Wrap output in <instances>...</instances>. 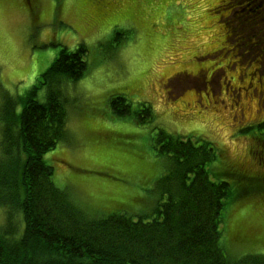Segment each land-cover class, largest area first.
I'll list each match as a JSON object with an SVG mask.
<instances>
[{
  "label": "rangeland",
  "instance_id": "374dc122",
  "mask_svg": "<svg viewBox=\"0 0 264 264\" xmlns=\"http://www.w3.org/2000/svg\"><path fill=\"white\" fill-rule=\"evenodd\" d=\"M224 2L0 0V106L4 95H22L42 80L62 47L85 48L83 75L58 86L64 139L43 154L75 208L92 212L120 200L138 213L162 200L156 186L166 161L150 145L159 129L211 143L210 179L226 177L230 184L225 226L241 219L250 231L264 233V184L224 172L228 165L236 172L264 169L250 154L254 137L240 131L264 119V0L250 15L236 0ZM50 90L56 88L40 86L36 99L45 100ZM116 95L125 97L128 114L112 112L109 100ZM141 103L149 107L147 123L135 121ZM8 208L14 207L0 205V226ZM19 216H13L15 236L22 231ZM237 236H226L230 258L259 250Z\"/></svg>",
  "mask_w": 264,
  "mask_h": 264
},
{
  "label": "trees",
  "instance_id": "16d2710c",
  "mask_svg": "<svg viewBox=\"0 0 264 264\" xmlns=\"http://www.w3.org/2000/svg\"><path fill=\"white\" fill-rule=\"evenodd\" d=\"M229 2L225 0L224 7ZM236 3L244 15L258 12L262 6L259 0ZM237 38L243 43L249 40ZM84 53V46L75 50L62 47L40 74L42 80L22 95L3 96L0 205L14 208L7 209V222L0 226V264H264V233L250 231L239 223L241 219L225 226L230 184L226 177L210 179L208 165L216 157V149L207 140L166 135L155 129L150 145L166 165L156 186L162 200L149 212H131L127 209L133 208L120 200L114 202L120 206L85 212L75 208L67 193L55 185L53 168L43 160V154L64 139L66 109L58 86L83 75ZM44 84L56 90L39 101L37 91ZM109 104L117 115L130 112L124 96L111 97ZM141 106L135 121L147 123L149 107ZM242 129L254 137L255 148L250 154L264 165V119ZM226 167L224 172L231 178L264 184V169L252 173ZM14 213H19L22 223L19 236L14 235ZM233 232L238 241L252 240L259 250L230 258L224 246L227 248L226 236Z\"/></svg>",
  "mask_w": 264,
  "mask_h": 264
}]
</instances>
